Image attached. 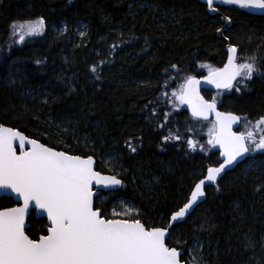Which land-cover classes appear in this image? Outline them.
Returning a JSON list of instances; mask_svg holds the SVG:
<instances>
[{"label":"trees","instance_id":"1","mask_svg":"<svg viewBox=\"0 0 264 264\" xmlns=\"http://www.w3.org/2000/svg\"><path fill=\"white\" fill-rule=\"evenodd\" d=\"M218 11L209 16L195 0H0V122L58 149L93 155L97 171L123 180L94 202L106 217L124 200L139 209L135 218L166 226L208 166L220 163L208 143L212 123L192 119L173 89L188 75L221 67L229 42L239 45L238 62L257 46L264 57V16ZM41 16L42 34L19 42L12 22ZM241 79L248 85L241 91L203 96L216 97L219 110L247 126L264 116V72ZM204 193L166 242L183 250L184 261L195 240L211 264H264V151ZM13 205L0 200V207ZM28 223L38 238L46 221L31 214ZM249 240L253 247H245Z\"/></svg>","mask_w":264,"mask_h":264},{"label":"snow or ice","instance_id":"2","mask_svg":"<svg viewBox=\"0 0 264 264\" xmlns=\"http://www.w3.org/2000/svg\"><path fill=\"white\" fill-rule=\"evenodd\" d=\"M206 2L209 9L214 10V0ZM225 2L264 12V0ZM43 27V16L12 22L13 34L20 33L19 42H23L27 34L41 32ZM227 48L228 59L223 68L209 66L207 76L188 75L179 90L173 89L175 99L181 104L187 103L194 117L207 119L215 113L208 143L219 145L225 159L219 166H208L207 174L195 183L190 198L171 213L169 226H149L142 219L133 218L129 214L138 213L139 209L127 203L124 204L126 211L120 214L123 218L106 217L94 205V185H120L123 180L117 175L97 171L93 155L58 149L0 122V192L10 198L15 194L17 201L22 200L12 207H0V264H211L203 259L199 248L191 250L189 260H182L183 250L169 245L166 237L172 225L182 222L204 195L206 182H216L225 166L245 153L264 150V129L258 137L251 128L247 132L232 131V125L241 117L233 112L219 111L216 97L209 100L200 94L201 79L217 88L236 87L241 91L239 85H248L237 77L250 79L256 72H264V57L259 56V46L241 62L237 59L239 45L229 42ZM96 69L97 66L92 65V71ZM262 124L264 116L255 121L257 128ZM126 144L131 151H136L133 143ZM188 146L195 148L197 144L189 138ZM33 210L47 217L38 238L26 231V216ZM253 246L252 240L245 245Z\"/></svg>","mask_w":264,"mask_h":264},{"label":"water","instance_id":"3","mask_svg":"<svg viewBox=\"0 0 264 264\" xmlns=\"http://www.w3.org/2000/svg\"><path fill=\"white\" fill-rule=\"evenodd\" d=\"M195 1L202 3L203 5H205V6L207 7L206 10H207V13H208L209 16H214V15H219V14H220L219 11H218V9H217V7H230V6H237V7H238L239 9H241L243 12H245V13H247V14H250V15H254V16H264V12H262L261 10H258V9H252V8H248V9L241 8V7L238 6V5H231V4H228V3L225 2V0H214V6H213V7H214V10L209 9L206 0H195ZM222 21L226 24V27L229 26V23H228L229 21H228V20H226V19L223 18ZM218 33H219V32H218ZM219 34H220V33H219ZM225 52H226V55H227V56H226V61H225V63H227V59H228V48H227V46L225 47ZM224 65H225V64H224ZM224 65H223L221 68H223ZM207 75H208V74H207ZM207 75H206V76H207ZM197 78H200V77L197 76ZM237 78H238V77H237ZM235 82H236V81H234L233 83L235 84ZM226 89H229V88H217L215 84L209 83V82L204 81V80H202V79L200 80V88H199L200 94H201V90H202V91H206V90H208V91H224V90H226ZM182 106H183V109H184V110H185L190 116L194 117V116L192 115L191 108L188 106L187 103H183ZM194 118H195V119H198V120H202V121H208V120L215 121V120H216V116H215V113H214V112L211 113L207 119H205V118H203V117H194ZM239 123H240V120H239V121H236V122L232 125V131H234V132L236 131V129H237L238 126H239ZM16 147H17V151H19V144H18V142H16ZM26 147H30V145H26ZM213 147H214L215 151H218V152H219L220 159L222 160L221 163H223V161H224L225 158H224L223 156H221V151H222V150L220 149V146H219V145H213ZM246 157H247V153H245L242 157H238L237 160L234 161L231 165H226V166H225V169L222 171V173L220 174V176L218 177V179H217L216 182H206V187H205V189L208 188V187L214 186V185L219 181V179H220V178H221L226 172L232 171V170L237 166V164H239V163H241L242 161H244V160L246 159ZM218 166H219V165H218ZM94 167H95V169H96V159H94ZM206 174H207V169H206V171L204 172L203 176L206 175ZM106 175H109V174H106ZM203 176H202V177H203ZM202 177H201V178H202ZM201 178H200V179H201ZM200 179H199V180H200ZM199 180H198V181H199ZM198 181H197V182H198ZM120 186H121V184H120V185H108V186H105V185H94L96 191L94 192V197H93V199H95L96 197H98V196H99L100 194H102V193H107V192L116 191V190H118V189L120 188ZM194 186H195V185H194ZM194 186H193V188H194ZM193 188H192V189H193ZM205 189H204V190H205ZM191 191H192V190H191ZM191 191H190V193H189L187 199L190 198V196H191ZM4 198H5V199H11L14 205H15L17 202L22 203V200H21V201H17V200H16V198H15V194H11V198H10L9 195H5L3 192H0V200H1V199H4ZM204 199H205V193H204V195H203L202 197H200V198L198 199V201L194 204L193 208L189 210V213L186 215V217H185V218H182V222H184V221L187 219V217H188L190 214H192V212L194 211V209H195L198 205H200V204L204 201ZM32 212H34V218H35V219H41V217H42V219L46 220V222H47L46 214L42 213V212L39 211V210H33V211L30 212V214H29L28 216H26V231L28 230V228H29V226H30L29 223L27 222V220H28V218H29V216L31 215ZM170 219H171V215H170V217H169V220H168L166 226H169V221H170ZM182 222H180V223H182ZM180 223H174V224L172 225L171 229H170V232L172 231V229H173L175 226H177V225L180 224ZM45 232H46V229H45ZM168 237H169V235L166 237V240L168 239ZM183 254H184V253H183ZM182 256H183V255H182Z\"/></svg>","mask_w":264,"mask_h":264},{"label":"rangeland","instance_id":"4","mask_svg":"<svg viewBox=\"0 0 264 264\" xmlns=\"http://www.w3.org/2000/svg\"><path fill=\"white\" fill-rule=\"evenodd\" d=\"M78 29H79V30H78V33H81V27H80V26H79ZM42 31H43V30H42ZM42 31L39 32V33L31 34V35L40 36V35L42 34ZM206 72H209V70L206 71ZM254 124H255V121H253V122L250 123V128H251V129H252V127L254 126ZM262 129H264V124H263ZM241 132H245V131H244V130H241ZM260 134H261V130H260L258 133L255 132V135H257V137H258ZM261 151H264V150H256V151L250 152V154H254V153H256V152H261ZM125 203H127L129 206L134 207V206L131 205L130 203H128V202H126V201H124V200H120V201H118V202L115 204V207L111 210V212H109V218H113V217H115V218H123L120 214H121V213H124V212L126 211V209H125V207H124V204H125ZM137 214H138L137 212H133V213H130L129 215L132 216L133 218H135ZM196 248H199V249L201 250L198 241H195V240H194L193 243L191 244V246L189 247V257H190V255L192 254V253H191V250H192V249H196ZM189 257L186 259V261L189 260Z\"/></svg>","mask_w":264,"mask_h":264},{"label":"bare ground","instance_id":"5","mask_svg":"<svg viewBox=\"0 0 264 264\" xmlns=\"http://www.w3.org/2000/svg\"><path fill=\"white\" fill-rule=\"evenodd\" d=\"M206 9H207V7H206ZM206 11H207V10H206ZM226 46H227V45H226ZM226 46H225V47H226ZM224 51H225V48H224ZM225 53H226V52H225Z\"/></svg>","mask_w":264,"mask_h":264}]
</instances>
